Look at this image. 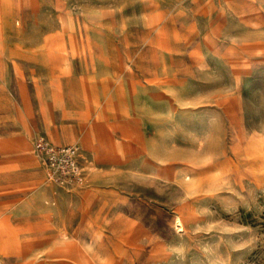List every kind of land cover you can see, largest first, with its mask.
Instances as JSON below:
<instances>
[{
    "label": "rangeland",
    "instance_id": "374dc122",
    "mask_svg": "<svg viewBox=\"0 0 264 264\" xmlns=\"http://www.w3.org/2000/svg\"><path fill=\"white\" fill-rule=\"evenodd\" d=\"M0 264H264V0H0Z\"/></svg>",
    "mask_w": 264,
    "mask_h": 264
},
{
    "label": "built area",
    "instance_id": "2783aa9c",
    "mask_svg": "<svg viewBox=\"0 0 264 264\" xmlns=\"http://www.w3.org/2000/svg\"><path fill=\"white\" fill-rule=\"evenodd\" d=\"M49 173L60 181L79 178L84 171L83 158L75 144H54L40 137L35 142Z\"/></svg>",
    "mask_w": 264,
    "mask_h": 264
}]
</instances>
